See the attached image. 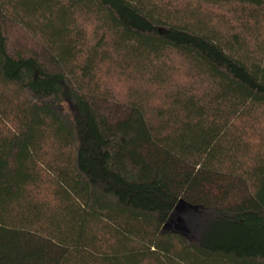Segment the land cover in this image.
I'll use <instances>...</instances> for the list:
<instances>
[{"label":"trees","instance_id":"1","mask_svg":"<svg viewBox=\"0 0 264 264\" xmlns=\"http://www.w3.org/2000/svg\"><path fill=\"white\" fill-rule=\"evenodd\" d=\"M0 264H264V0H0Z\"/></svg>","mask_w":264,"mask_h":264},{"label":"rangeland","instance_id":"2","mask_svg":"<svg viewBox=\"0 0 264 264\" xmlns=\"http://www.w3.org/2000/svg\"><path fill=\"white\" fill-rule=\"evenodd\" d=\"M8 39H9V45L12 49H19L21 51L37 50L36 44L32 40H30V38L26 37L19 30H10ZM104 81L107 85L106 87L110 90V92H112V94L117 98V100H122V98L125 97L126 84L122 80H118L115 78L114 79L106 78L104 79ZM183 213L181 214L178 213L176 217L173 218V222L176 228L177 227L180 228L182 226L181 221H183V216H182ZM193 214L195 215V212H193ZM191 216L193 215L191 214ZM197 221H198V218H195V223ZM199 221L201 223L202 220H199ZM169 226L170 225L166 224L163 229L166 230L169 228Z\"/></svg>","mask_w":264,"mask_h":264}]
</instances>
